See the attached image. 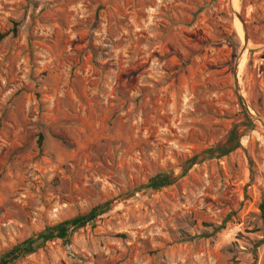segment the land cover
<instances>
[{
	"label": "rangeland",
	"instance_id": "374dc122",
	"mask_svg": "<svg viewBox=\"0 0 264 264\" xmlns=\"http://www.w3.org/2000/svg\"><path fill=\"white\" fill-rule=\"evenodd\" d=\"M0 34V254L108 202L13 264H264V0H0Z\"/></svg>",
	"mask_w": 264,
	"mask_h": 264
},
{
	"label": "trees",
	"instance_id": "16d2710c",
	"mask_svg": "<svg viewBox=\"0 0 264 264\" xmlns=\"http://www.w3.org/2000/svg\"><path fill=\"white\" fill-rule=\"evenodd\" d=\"M236 39L235 33L232 34ZM6 34H0V39H3ZM248 129H253L254 124L252 120L245 114V122L243 124ZM241 134L236 129L231 130L226 136L225 140L212 148L207 153L210 158H219L227 156L240 147ZM41 137L39 138V142ZM175 182V178L169 172H162L151 179H149L145 188L152 191H159L163 188L171 186ZM109 209V203H103L93 207L89 212L83 215H78L70 220L63 221L53 227L46 228L40 234L31 236L22 243L14 246L8 252L0 254V264H13L14 262L23 259L33 253L35 247L39 244L59 240L67 242L71 233L75 230L81 229L88 224H93L94 221L106 213ZM262 225L264 228V202L259 206Z\"/></svg>",
	"mask_w": 264,
	"mask_h": 264
},
{
	"label": "water",
	"instance_id": "95a60500",
	"mask_svg": "<svg viewBox=\"0 0 264 264\" xmlns=\"http://www.w3.org/2000/svg\"><path fill=\"white\" fill-rule=\"evenodd\" d=\"M239 19V18H238Z\"/></svg>",
	"mask_w": 264,
	"mask_h": 264
}]
</instances>
